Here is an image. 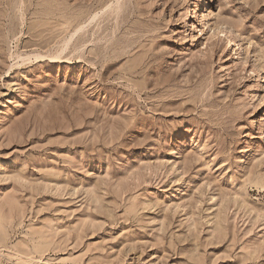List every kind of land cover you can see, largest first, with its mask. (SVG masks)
<instances>
[{"label": "rangeland", "instance_id": "obj_1", "mask_svg": "<svg viewBox=\"0 0 264 264\" xmlns=\"http://www.w3.org/2000/svg\"><path fill=\"white\" fill-rule=\"evenodd\" d=\"M203 1L0 0V264H264V0Z\"/></svg>", "mask_w": 264, "mask_h": 264}, {"label": "bare ground", "instance_id": "obj_2", "mask_svg": "<svg viewBox=\"0 0 264 264\" xmlns=\"http://www.w3.org/2000/svg\"><path fill=\"white\" fill-rule=\"evenodd\" d=\"M201 3H203V6L199 10L197 9L195 11L196 13L194 15V17L196 16L198 19H202L203 18V15H204L203 13L205 11L206 6L211 4V3H209V0H205V1L201 2Z\"/></svg>", "mask_w": 264, "mask_h": 264}]
</instances>
